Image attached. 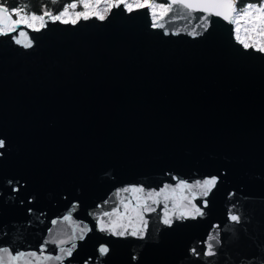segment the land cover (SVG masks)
<instances>
[{
	"label": "water",
	"instance_id": "obj_1",
	"mask_svg": "<svg viewBox=\"0 0 264 264\" xmlns=\"http://www.w3.org/2000/svg\"><path fill=\"white\" fill-rule=\"evenodd\" d=\"M202 16L153 28L121 6L0 35L2 264H264V53Z\"/></svg>",
	"mask_w": 264,
	"mask_h": 264
},
{
	"label": "snow or ice",
	"instance_id": "obj_2",
	"mask_svg": "<svg viewBox=\"0 0 264 264\" xmlns=\"http://www.w3.org/2000/svg\"><path fill=\"white\" fill-rule=\"evenodd\" d=\"M55 2V0H53ZM104 3V11L103 13L99 10L100 4ZM240 3V0H170L168 4H158L155 3V0H133V2H129V0H80V6L82 7V11H76L72 18L64 19V17L69 16L70 13L68 11L69 6L66 5L59 13L53 14L50 11H44L42 14H36L35 12L30 15L26 11H22L19 8H13L11 13L9 12L7 6L0 5V35L8 36L10 33L16 31V28L20 24H24L34 31H39L41 28L46 27L45 17H50L53 21H61L65 24L72 23L76 24L79 20H88L92 17L99 19L100 21H104L107 17V14L110 13L113 9H119L121 6L127 12L131 13L134 10L139 9H149L152 15V27L153 28H164L163 23H158V20H163L170 12L173 11L174 5H180L184 9L193 12L199 11L203 12L204 16L200 19L205 21V28L209 22L211 16L221 17L222 19L228 21L229 23L235 24L236 27L234 29L235 39L236 41L243 46L244 49H255L260 53H264V0H261L259 3H247L244 5L242 9L237 8V4ZM70 7L72 9H76L78 7L77 3H71ZM157 9H159V14L157 13ZM16 14L18 19L13 20L12 14ZM241 19L245 20V23L249 25L246 31L250 32L251 35L245 39L240 35V23ZM39 21V27H36V22ZM167 34V33H166ZM20 35H24L23 31L20 32ZM192 35H197L195 31H193ZM16 43H20L18 39L12 37ZM252 42L249 43L248 40ZM25 47H28L29 44H25ZM4 146V141L0 140V147ZM217 177H210L203 180V182H196V187L202 189V195L204 197H208L211 190L215 187L217 183ZM178 187H191L187 185L185 182L181 181ZM133 192L140 191L141 189L133 187L131 189ZM124 191H127L125 189ZM158 195V194H157ZM207 200L202 202L201 206L197 204H193L192 208L187 212H182L180 218H196L197 216H203V209L207 207ZM148 210V209H145ZM31 211V209L29 210ZM105 215H110L109 213H105ZM68 219V217H65ZM229 219L232 222H239L241 217L236 214H232L230 211ZM163 223L166 225H171L172 220L167 217L163 220ZM101 231H110L112 234L117 236L126 235L125 231H116L115 226L107 227L101 222L100 225ZM84 231H90V229L85 228ZM133 236H141L143 237V232L133 231L131 233ZM84 237L81 236L80 239ZM212 237H210L211 239ZM76 245L73 244L71 248L67 250L66 255L71 256L73 249H75ZM44 245L41 246V252H43ZM0 251L8 252L7 248L0 249ZM109 251L108 247L101 245L99 248V252L101 255L106 254ZM196 253V250H192ZM208 256L214 255L213 245L208 244V251L205 253ZM25 256L35 257L36 253H17L16 255H11L9 253V264H12L13 261H18ZM44 259H51V257H44ZM56 260H61L60 256L54 257ZM2 264V262H0ZM87 264V262H85Z\"/></svg>",
	"mask_w": 264,
	"mask_h": 264
},
{
	"label": "trees",
	"instance_id": "obj_3",
	"mask_svg": "<svg viewBox=\"0 0 264 264\" xmlns=\"http://www.w3.org/2000/svg\"><path fill=\"white\" fill-rule=\"evenodd\" d=\"M74 0H0V4L7 6L9 12L11 13V10L13 8H19L22 11H26L29 15L33 12L36 14H41L44 11H50L53 14L59 13L66 5L69 6L68 11L69 13L74 11H82V7L80 6V0H75L78 7L76 9H72L70 7L71 3H73ZM129 2H133V0H129ZM261 0H240V3H238L236 6L238 9H242L244 5L247 3H259ZM155 3L158 4H168L166 0H155ZM12 19H18V16L16 14H12Z\"/></svg>",
	"mask_w": 264,
	"mask_h": 264
},
{
	"label": "rangeland",
	"instance_id": "obj_4",
	"mask_svg": "<svg viewBox=\"0 0 264 264\" xmlns=\"http://www.w3.org/2000/svg\"><path fill=\"white\" fill-rule=\"evenodd\" d=\"M104 7H105L104 3H101V4H100V9H99V10H100L102 13H103V11H104ZM75 12H76V11L72 10V11L70 12V15L64 17V19H69V20H70V19L72 18V16L74 15ZM157 13L159 14V9H157ZM239 23H240V35H241L242 38L247 39V38L251 35L250 32L246 31V29L249 27V25H247V24L245 23V20H244V19H241V20L239 21ZM39 24H40V22L37 21V22H36V27L39 26ZM248 42L251 43L252 41L249 39Z\"/></svg>",
	"mask_w": 264,
	"mask_h": 264
},
{
	"label": "built area",
	"instance_id": "obj_5",
	"mask_svg": "<svg viewBox=\"0 0 264 264\" xmlns=\"http://www.w3.org/2000/svg\"><path fill=\"white\" fill-rule=\"evenodd\" d=\"M233 26H234V29H235L236 25H235V24H233Z\"/></svg>",
	"mask_w": 264,
	"mask_h": 264
}]
</instances>
